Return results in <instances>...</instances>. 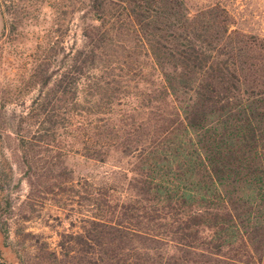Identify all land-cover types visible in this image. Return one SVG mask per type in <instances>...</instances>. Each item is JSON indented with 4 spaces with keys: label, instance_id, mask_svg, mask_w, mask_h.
<instances>
[{
    "label": "trees",
    "instance_id": "obj_1",
    "mask_svg": "<svg viewBox=\"0 0 264 264\" xmlns=\"http://www.w3.org/2000/svg\"><path fill=\"white\" fill-rule=\"evenodd\" d=\"M0 3L13 28L70 6L82 35L54 80L36 66L37 128L8 126L31 188L80 219L39 264H264V35L219 3ZM70 153L116 156L121 179L75 177Z\"/></svg>",
    "mask_w": 264,
    "mask_h": 264
},
{
    "label": "rangeland",
    "instance_id": "obj_2",
    "mask_svg": "<svg viewBox=\"0 0 264 264\" xmlns=\"http://www.w3.org/2000/svg\"><path fill=\"white\" fill-rule=\"evenodd\" d=\"M187 3L192 7L219 3L233 14L238 28L264 35V0H187ZM35 8L29 4L27 13H35ZM5 9L0 3V247L10 260L17 259L11 247H18L19 264H39L44 241L58 249L61 232L78 229L80 219L71 205L59 207L53 200L42 197L37 188H31L25 173L23 150L17 146L21 140L8 126L19 128L20 135L27 134L30 125L37 128L39 123L35 121L39 117L34 119L32 115L44 76L38 74L36 66L49 62L48 71L55 72L54 80L65 60L63 51L66 55L79 48L82 35L78 16H73L70 6L65 8V20L61 19L57 8L43 7L39 8L37 21L25 20L26 24L19 28L7 22ZM3 21L7 22L5 30ZM31 58L33 64L29 65ZM66 163L75 177L85 176L96 181L121 179L117 165L121 162L116 156L103 162L70 153ZM26 246H30L29 253L24 250Z\"/></svg>",
    "mask_w": 264,
    "mask_h": 264
}]
</instances>
